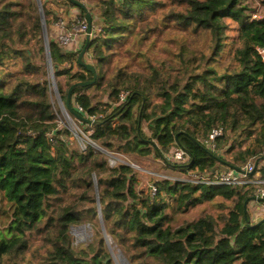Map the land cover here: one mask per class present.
Listing matches in <instances>:
<instances>
[{
    "label": "trees",
    "instance_id": "trees-1",
    "mask_svg": "<svg viewBox=\"0 0 264 264\" xmlns=\"http://www.w3.org/2000/svg\"><path fill=\"white\" fill-rule=\"evenodd\" d=\"M41 2L48 29L60 16L52 2L76 6L72 0ZM96 7L103 33L90 40L86 53L95 59L98 78L77 86L72 98L83 107L82 115L103 114L92 127L104 153L91 146L82 150L70 141L67 128H59L38 0H0V193L14 210L7 230L0 228V264H113L99 213L131 264H146L147 257L158 264H264V222L249 228L244 216V203L254 193L250 189L165 180L152 198L134 191L132 166H111L108 155L154 154L167 160L165 155L179 146L191 162L168 163L199 170L221 162L241 167L263 157L264 18H252L242 0H99ZM79 9V19H85ZM227 19L239 24L233 45ZM167 28L203 35L207 47H183L176 64L160 68L145 46L152 34L162 36ZM49 44L66 101L71 85L92 79L93 73L78 62L82 49L63 48L52 36ZM226 56L230 60L224 65ZM133 62L143 70H135ZM123 90L130 96L118 104ZM72 105L77 110L74 100ZM219 126L226 133L212 151L202 140ZM260 171L264 176V167ZM217 197L233 203L221 219L203 215L171 226V200L175 211H184ZM81 224L92 225L94 236L76 246L70 231ZM34 234L44 248L35 260L27 255Z\"/></svg>",
    "mask_w": 264,
    "mask_h": 264
},
{
    "label": "rangeland",
    "instance_id": "rangeland-1",
    "mask_svg": "<svg viewBox=\"0 0 264 264\" xmlns=\"http://www.w3.org/2000/svg\"><path fill=\"white\" fill-rule=\"evenodd\" d=\"M47 1H51V0H47ZM81 1L84 2V4H86L89 8H91V11H94V12L98 11L96 4L99 0H85V1L81 0ZM57 2H59V0H57ZM242 2L243 4L249 7L248 11H250L249 12L250 15H252L254 12H257L264 16V1L263 0H242ZM74 7H78V6H74ZM59 15L63 16V13H59ZM226 24H227V28L225 29V31L228 36V39L231 41L229 42V44L233 45L235 44V42H237V39H238L239 25L237 22L233 20H229V19L226 20ZM167 29H168V32L163 33L162 36H158L157 33L152 34V37L149 40V44L145 46V49L148 54V58L151 59L152 64H155L156 66H160V68H162L163 65L168 67L170 65L176 64L177 60L179 59L178 54L183 47H186L185 48L186 50L192 49V50H198V51L205 50V48L207 47L208 40L203 35H194V34L191 35L189 33L185 34L182 31L177 30L176 28H167ZM43 33H44V30H43ZM47 33H48V38L50 39L52 31L50 27L48 29V26H47ZM46 59H47V53H46ZM87 59L91 63L95 62V59L93 58L88 57ZM229 60H230L229 57L226 56V58H223V64L227 65L229 63ZM143 61L144 63H142V65L146 64L147 61L146 60H143ZM133 64H134L135 70H140V71L143 70L141 63L139 64V63L133 62ZM55 80H56V77H55ZM49 84H50L49 93L55 105L56 113L58 115L57 122L59 124V128L65 127L69 130L71 121L69 120V117L67 116L63 108L64 105L62 104L60 100L61 95L58 92L59 90L55 88L53 83H49ZM57 88H58V84H57ZM107 97H108L107 95L104 97V101L108 100ZM160 99L161 98H155L153 101L156 102L157 100L159 101ZM70 116L73 119H77L75 116H72V115ZM144 128L147 130L146 123L144 125ZM70 134H71L70 141L74 143L75 146H78L79 148L84 150V148L81 147L82 144L72 137L73 134L71 132ZM242 138L243 137L237 136L238 142H240V140L242 141ZM250 142H253V138H251ZM94 149L97 152H103V153L106 152L104 147L100 145L99 147H95ZM112 153H117V152H112ZM125 155L128 156L127 157L128 161H130L131 163H135V164L144 166L152 170L162 171L172 176H173L172 173H175L177 171V169L176 170L171 169L166 163H164L166 160L159 158L161 162L163 161L162 165L160 161L155 162L154 158L156 159L158 158L154 154H152L149 157H141L138 155H128V154H125ZM146 161H149V162H146ZM258 169L260 170V165ZM138 176L143 179H146L147 177L149 178L148 180L150 181H148L147 183V186H146L147 189H149V185L153 184L156 181L151 176H148L145 174L140 175L136 173V179L138 178ZM256 176L257 175H254V177ZM167 180L173 183L175 182L173 179H167ZM162 181H165V180H162ZM162 181L160 180L159 182H162ZM141 185H144L143 182L140 181V179L139 181L137 180V187L136 185L135 187L137 189L144 190V188ZM251 191L255 193V194L253 193L252 196H256V189H251ZM146 193L144 196H147L149 194V190ZM163 195L166 196L165 193H163ZM170 202L173 206L169 210V213L170 214L172 213L173 215V220L171 222V226L173 228H177L189 221L198 219L199 217L203 215H211L215 219H221L222 214H227L233 206V203L231 201H222L221 198L217 197L213 201H205V202L199 203L195 206L190 207L187 210L183 211V209H181L180 211H175L176 202L174 200H171ZM222 203H224V206L221 205ZM98 207L100 208L99 205ZM248 210L249 212L254 211V213L250 217L251 221L253 222L256 221V219L259 218L260 216L264 217V201L263 203L260 204V202L256 200H251L248 204ZM13 211L14 210L11 204L9 203V201L7 200V198L2 193H0V228L2 230H7V227H9V224L11 223L12 218H13L12 216ZM100 219L102 220L103 217L100 216ZM219 221L221 222V220ZM222 224L223 223H221V225ZM101 225L103 227V232L106 236V240L110 246L111 254L113 256V261H114L113 264H131L128 257L124 253V251L120 249V247L117 245L115 240L110 235L107 234L106 229L104 230L105 227H104L103 220L101 221ZM70 234L73 237L74 244L76 246H82L92 241L93 236H94V229H93V226L90 224L76 225L72 227ZM31 237L34 240V245L33 247H31L30 251H28L27 255L29 258L35 260L37 257L41 255V253L44 252V248L41 245L42 242L39 239H37L36 234H34L33 236L31 235ZM240 263L241 262L238 261L235 264H240ZM146 264H158V263L154 261L152 257H147Z\"/></svg>",
    "mask_w": 264,
    "mask_h": 264
},
{
    "label": "built area",
    "instance_id": "built-area-1",
    "mask_svg": "<svg viewBox=\"0 0 264 264\" xmlns=\"http://www.w3.org/2000/svg\"><path fill=\"white\" fill-rule=\"evenodd\" d=\"M252 18L261 20L264 16L260 13L254 12L252 14ZM52 31V30H51ZM89 31V23L87 18L85 19H75L69 25V21L64 16H59V18L54 23V28L51 33L53 39H55L63 48H70L71 46L76 44L78 38H83V44L79 46L80 50L83 48L86 43V36ZM103 33L102 23L93 22L92 29L90 32L91 39L96 37L97 35ZM260 53L263 56L264 60V49L260 48ZM91 58V54L86 53L85 57ZM87 57V58H88ZM54 72V71H53ZM51 83H53L52 76L50 73ZM130 96V91L123 90L119 95L118 104L124 103L127 98ZM75 106L79 112H84L83 107L79 104L78 101H75ZM64 108V107H63ZM65 110V109H64ZM66 112V111H65ZM67 116L69 117L70 126L69 130L73 134L72 137L82 144V148L86 150L89 146L95 148L99 147V144L93 139V125L87 124L80 119H73L67 112ZM85 116H87L85 114ZM103 114L88 116L90 119L95 121L98 117H102ZM226 133V128L224 126H219L213 128L209 133L208 137L202 140V142L212 151L217 150V140L224 136ZM264 155V154H263ZM128 156L122 153H109V164L111 166H115L118 162H122L132 166L137 174H145L151 176L154 180H156L153 184L149 185V196L152 198L158 194V182L161 180L173 179L174 183H186L189 182L193 185H207V186H236L240 189L248 190V189H256V196L264 198V177L261 171L258 169L259 165L262 168L264 161L258 165H256V159L258 157H253L248 160L243 166L239 169H236L232 166L224 167L223 169H218L215 167L214 171L204 169H185L182 167H177V171L169 175L165 172L152 170L146 168L144 166H140L135 163H131L128 161ZM166 162H172L177 164H186L191 162L190 154L183 149L182 147L175 146L171 150L170 153L165 155ZM165 160V159H164ZM254 175H257L254 177ZM147 190V191H148ZM145 190L139 189V193ZM147 194V193H146ZM255 194V193H254ZM251 219V218H250ZM257 222V221H255ZM251 221V223H255Z\"/></svg>",
    "mask_w": 264,
    "mask_h": 264
},
{
    "label": "water",
    "instance_id": "water-1",
    "mask_svg": "<svg viewBox=\"0 0 264 264\" xmlns=\"http://www.w3.org/2000/svg\"><path fill=\"white\" fill-rule=\"evenodd\" d=\"M72 2L76 6L83 8V10L85 11L86 18H87L88 23H89V31H88V34L86 36L85 46L82 48V50L78 54L77 58H78L79 64L83 65L84 67H86L88 70H90L93 73V78L92 79H88V80H84V81H78V82L72 84L71 87L68 90L66 101L64 102V100H62V97H60V100H61L62 104L64 105L63 107H64L65 111L69 115L75 116L76 118L82 120L83 122L94 126V125L100 124L101 122H98L96 120L93 121L88 116L82 115L72 105V93H73V90L77 86H89V85H92V84H94L97 81V78H98V73H97V70H96L94 64L84 60V56H85V53L87 51V44L91 40L90 32H91L92 25H93L94 21H93V16H92L90 10H88V8H87L86 4H84V2H82L81 0H72ZM38 3H39V6H40V11H41V15H42V22H43V29H44V38H45L46 53H47V62H48L49 67L51 68V76H52V79H53V84H54L55 88L58 90L57 83H56V80H55V75H54V72H53V63H52V57H51V54H50V44H49V38H48V33H47L46 19H45V15H44V11H43V6H42L41 0H38ZM121 110L122 109H120V111ZM178 135L179 134H177V137H178ZM263 158H264V156H263ZM261 159L262 158H257L256 159V165H258V163H259V161ZM231 166L236 168V169L240 168V167L235 166V165H231ZM214 169H213V171H214ZM97 196H99V192L98 191H97ZM251 200H259V201L263 202L264 198L263 197H257V196H251L245 201V203H244V214L245 215L244 216H245V219H246V222H247V225H248L249 228L257 227V226L261 225L264 222V218H261L258 222L251 223V220H250V217H249V210H248V204H249V202ZM98 205L100 206V202L99 201H98ZM99 210L101 212L100 208H99ZM99 214L102 217L101 213H99ZM104 230H105V228H104Z\"/></svg>",
    "mask_w": 264,
    "mask_h": 264
},
{
    "label": "crops",
    "instance_id": "crops-1",
    "mask_svg": "<svg viewBox=\"0 0 264 264\" xmlns=\"http://www.w3.org/2000/svg\"><path fill=\"white\" fill-rule=\"evenodd\" d=\"M85 1V0H84ZM51 6L53 7V9L54 10H56L58 13H63V16L69 21V25L72 23V21H74L75 19H79V15H80V9H78V7H72V6H70V7H63L62 5H60V6H56L53 2L51 3ZM92 13H93V21L97 24V23H102L101 22V17L99 16V14H97V12L95 11H91ZM229 20H231V19H229ZM54 23H55V20L52 22V24H51V30L53 31V28H54ZM239 25V24H238ZM84 42H83V38L81 37V38H78L77 39V41H76V44L75 45H73V46H71L72 48H74L75 50H77V49H79V46L81 45V44H83ZM85 58V57H84ZM88 62V61H87ZM77 68V67H76ZM145 125V124H144ZM146 130V129H145ZM228 147V146H227ZM219 154L221 155V156H223V158H225V159H227V154H226V152H225V150H221V151H219ZM158 158V157H157ZM262 159H261V161H260V164L262 163V161H264V158L263 157H261ZM144 159V158H143ZM228 160V159H227ZM154 161L155 162H161V160L158 158V159H156V158H154ZM146 162H149V161H146ZM162 163H163V161L161 162V165H162ZM164 163H166L171 169H177L176 167H174V166H172V165H170V163H167L166 161L164 162ZM228 166H231V165H229V164H227V163H225V162H221L219 165H217V167H218V169H223L224 167H228ZM263 166H264V163H263ZM141 175V174H140ZM139 179H140V181H142L143 182V184L144 185H141L143 188H144V190L147 192V188H146V186H147V183H148V181H150V180H148L149 178L147 177L146 179H143V178H140L139 176H138V178L136 179V181H135V183H134V191L135 192H137V191H139V189H137L136 187H137V180L139 181ZM135 185H136V187H135ZM256 201H258V202H260V204L261 203H263V202H261V201H259V200H256ZM254 213V211H250L249 212V217H251V215ZM256 215V214H255ZM261 218H264V217H262V216H260L259 218H257L256 219V221L258 222ZM251 220V219H250ZM255 222V221H254ZM256 223V222H255Z\"/></svg>",
    "mask_w": 264,
    "mask_h": 264
}]
</instances>
